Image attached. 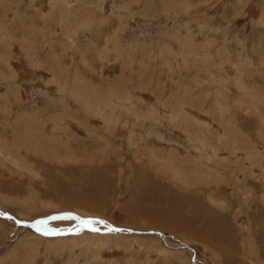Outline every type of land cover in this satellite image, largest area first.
Instances as JSON below:
<instances>
[{"label": "rangeland", "instance_id": "374dc122", "mask_svg": "<svg viewBox=\"0 0 264 264\" xmlns=\"http://www.w3.org/2000/svg\"><path fill=\"white\" fill-rule=\"evenodd\" d=\"M195 263L264 264V0H0V264Z\"/></svg>", "mask_w": 264, "mask_h": 264}, {"label": "snow or ice", "instance_id": "6c2138e0", "mask_svg": "<svg viewBox=\"0 0 264 264\" xmlns=\"http://www.w3.org/2000/svg\"><path fill=\"white\" fill-rule=\"evenodd\" d=\"M97 221H93L91 219L89 220H84V221H81V223L85 226V227H88L90 228L92 231H99V229L93 227V224L96 223ZM99 223H104V221H98ZM41 226L45 225L46 224V221H41L40 222ZM38 230H40L38 228ZM112 230H115V229H112ZM45 234H49V233H45Z\"/></svg>", "mask_w": 264, "mask_h": 264}, {"label": "water", "instance_id": "95a60500", "mask_svg": "<svg viewBox=\"0 0 264 264\" xmlns=\"http://www.w3.org/2000/svg\"><path fill=\"white\" fill-rule=\"evenodd\" d=\"M67 216H70V215H63L62 218H65V217H67ZM55 220H57L56 217H50V218H48V219H43V220H41V221L50 222V221H55ZM41 221H39V222H41Z\"/></svg>", "mask_w": 264, "mask_h": 264}, {"label": "bare ground", "instance_id": "6f19581e", "mask_svg": "<svg viewBox=\"0 0 264 264\" xmlns=\"http://www.w3.org/2000/svg\"><path fill=\"white\" fill-rule=\"evenodd\" d=\"M153 234H156V235H158L159 237H161L162 239H165V237L162 235V234H160V233H157V232H153ZM184 248V247H183ZM189 250V252L192 254V256H194V253H193V251L191 250V249H188ZM197 262V261H196ZM195 264H197V263H195Z\"/></svg>", "mask_w": 264, "mask_h": 264}]
</instances>
